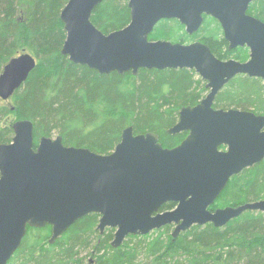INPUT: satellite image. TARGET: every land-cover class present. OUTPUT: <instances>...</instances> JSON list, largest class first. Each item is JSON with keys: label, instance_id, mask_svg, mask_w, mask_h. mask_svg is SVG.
Here are the masks:
<instances>
[{"label": "water", "instance_id": "water-1", "mask_svg": "<svg viewBox=\"0 0 264 264\" xmlns=\"http://www.w3.org/2000/svg\"><path fill=\"white\" fill-rule=\"evenodd\" d=\"M103 1L69 0L62 9V56L99 75L194 71L208 94L197 106L180 110L168 134L188 136L173 149L162 148L154 134L134 135L132 127L122 131L108 155L65 147L60 136L43 137L34 147L32 122H14L11 142L0 144V264L18 250L27 227L50 226L53 244L90 214L100 217V234L114 230L115 249L129 236L168 226L176 239L194 226L220 229L247 211L264 214V200L209 209L232 177L264 160V115L213 108L237 76L264 81V23L247 14L259 0H129V24L108 35L90 21ZM204 17L219 24L228 50H248L247 62L218 60L201 43L148 41L161 21H178L192 36ZM35 67L27 53L10 59L0 74V101H9ZM168 203L174 209L161 212Z\"/></svg>", "mask_w": 264, "mask_h": 264}, {"label": "trees", "instance_id": "trees-1", "mask_svg": "<svg viewBox=\"0 0 264 264\" xmlns=\"http://www.w3.org/2000/svg\"><path fill=\"white\" fill-rule=\"evenodd\" d=\"M67 1L0 0V74L22 50L37 60L11 98L16 120L33 124L34 147L41 138L56 133L65 147L108 155L128 127L135 134L154 132L164 143L178 144L183 137H169L166 131L183 107L197 105L207 94L205 83L188 70L99 75L72 64L60 54L65 40L60 12ZM247 13L264 21V0L252 3ZM90 21L103 34L123 29L130 21L127 0H104ZM197 38L219 60L243 63L248 59L246 48L228 50L220 26L212 19L192 36L178 21H162L148 37L180 44ZM213 107L264 115V81L237 76L216 96ZM9 114L8 108L0 107V144L10 143L13 137L11 125L4 124ZM260 200H264V160L232 177L209 209ZM173 208L168 203L161 212ZM98 221L95 214L83 217L53 244H49L50 226L27 228L9 264H264V214L259 212L247 211L220 229L211 224L194 226L176 239L170 227L129 236L116 249L110 245L114 230L100 234ZM90 250L95 256L84 263L80 254Z\"/></svg>", "mask_w": 264, "mask_h": 264}, {"label": "flooded vegetation", "instance_id": "flooded-vegetation-1", "mask_svg": "<svg viewBox=\"0 0 264 264\" xmlns=\"http://www.w3.org/2000/svg\"><path fill=\"white\" fill-rule=\"evenodd\" d=\"M69 1V0H68ZM68 1H67V3H68ZM128 1L129 0H127V7H128ZM259 1H261V0H259ZM255 2H257V1H255ZM255 2H253V3H255ZM66 3V4H67ZM65 4V5H66ZM252 4V3H251ZM250 4V5H251ZM249 5V6H250ZM65 7V6H64ZM63 7V8H64ZM62 8V9H63ZM249 9V8H248ZM62 11V10H61ZM130 12V11H129ZM248 12V11H247ZM61 13V12H60ZM248 14V13H247ZM251 16V15H250ZM253 17V16H252ZM255 18V17H254ZM208 19H212V18H209V17H204V19H203V24H202V26H201V28L203 27V25H204V23H205V21L206 20H208ZM255 19H257V18H255ZM213 20V19H212ZM259 20V19H258ZM166 21V20H165ZM170 21H172V20H170ZM173 21H175V20H173ZM215 21V20H214ZM260 21V20H259ZM130 22V21H129ZM162 22V21H161ZM216 22V21H215ZM261 22H263L264 23V21H261ZM217 23V22H216ZM129 24V23H128ZM159 24V23H158ZM157 24V25H158ZM218 24V23H217ZM156 25V26H157ZM219 25V24H218ZM94 26V25H93ZM155 26V27H156ZM95 27V26H94ZM126 27V26H125ZM124 27V28H125ZM184 28V27H183ZM200 28V29H201ZM97 29V28H96ZM155 29V28H154ZM154 29H153V31H154ZM199 29V30H200ZM221 29V28H220ZM98 30V29H97ZM119 31V30H118ZM152 31V32H153ZM151 32V33H152ZM184 32H185V28H184ZM199 32V31H198ZM221 32H222V30H221ZM102 33V32H101ZM112 33V32H111ZM150 33V34H151ZM186 33V32H185ZM103 34V33H102ZM110 34V33H109ZM104 35H108V34H104ZM194 35V34H193ZM149 37V36H148ZM222 37H223V34H222ZM65 38H66V35H65ZM65 41V40H64ZM148 41H150L149 39H148ZM158 41H162V42H169V41H163V40H156V41H150V42H158ZM170 43H172V42H170ZM193 43H201V44H204L201 40H200V38H197V39H194V40H192L191 42H188V43H185V44H181V45H190V44H193ZM64 44V43H63ZM172 44H180V43H172ZM205 45V44H204ZM228 45V44H227ZM244 49V48H243ZM210 50V49H209ZM236 50V49H235ZM212 53V52H211ZM248 56H249V52H248ZM67 59H68V57H66ZM69 60V59H68ZM219 60V59H218ZM230 60H233V59H230ZM230 60H226V61H230ZM222 61V60H221ZM235 61V60H234ZM248 61V59L245 61V62H247ZM238 62V61H237ZM245 62H243V63H245ZM194 72V71H193ZM110 75V74H109ZM263 81V80H262ZM205 83V82H204ZM205 88H206V83H205ZM207 90V89H206ZM207 94H208V90H207ZM206 94V95H207ZM206 95L200 100V101H202L205 97H206ZM216 99V98H215ZM200 101H199V103H200ZM214 102H215V100H214ZM198 103V104H199ZM197 104V105H198ZM197 105H195V106H197ZM214 105V104H213ZM195 106H188V107H183V108H193V107H195ZM182 108V109H183ZM214 108V107H213ZM215 109V108H214ZM215 110H222V109H215ZM230 110V109H229ZM240 111H245V112H250V113H253V114H255L254 112H252L251 110H240ZM180 112V111H179ZM256 115V114H255ZM178 118H179V115H178ZM178 118H177V120H176V122L166 131V134L169 136V137H176V136H181V137H183V139L177 144H173V145H168V144H166V143H164L162 140H161V138L159 137V135L158 134H156V133H152V132H150L151 134H154V135H156L157 136V139H158V143L162 146V148H164V149H173V148H175V147H177V146H179L180 144H181V142L188 136V133L187 132H183V133H180V134H177V135H174V136H172V135H169L168 134V131L170 130V129H172L177 123H178ZM146 134H149V133H146ZM146 134H142V135H146ZM134 135H141V134H135L134 133ZM219 151L220 152H226L227 151V149L225 148V147H220L219 148ZM247 170V169H246ZM174 205V204H173ZM174 207H175V205H174ZM174 209V208H173ZM172 209V210H173ZM165 212V211H164ZM100 218V217H99ZM99 222V221H98ZM98 226V225H97ZM168 227H170L172 230H173V227L172 226H168ZM27 228H29V227H27ZM17 253V251L14 253V255ZM14 255L10 258V260L9 261H11V259L14 257ZM9 261L7 262V264H9Z\"/></svg>", "mask_w": 264, "mask_h": 264}, {"label": "rangeland", "instance_id": "rangeland-1", "mask_svg": "<svg viewBox=\"0 0 264 264\" xmlns=\"http://www.w3.org/2000/svg\"><path fill=\"white\" fill-rule=\"evenodd\" d=\"M22 17H19V18L21 19ZM24 53H27V54L31 55L32 57H34L32 54H30V52L25 51V50L20 51L16 55V57L21 55V54H24ZM36 62H37V60H36ZM14 105H15V103H14V101L12 99H10L9 101H6V102H1L0 101V107L3 106V107H6V108H8L10 110V114L4 118V124H6V125H11L12 126V124L17 121L15 116L13 114H11V112L14 109L13 108ZM56 137H57L56 133H52V136L50 138L54 139ZM90 252H91V250L87 251V252H83V253L80 254V257L84 259V263H87L88 261L91 262L93 256H95L94 252H92L93 256H91Z\"/></svg>", "mask_w": 264, "mask_h": 264}]
</instances>
